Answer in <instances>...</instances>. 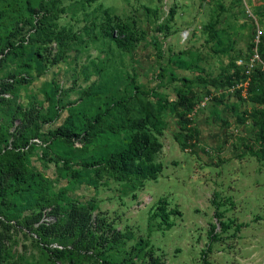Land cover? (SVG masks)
I'll return each instance as SVG.
<instances>
[{"label": "rangeland", "instance_id": "374dc122", "mask_svg": "<svg viewBox=\"0 0 264 264\" xmlns=\"http://www.w3.org/2000/svg\"><path fill=\"white\" fill-rule=\"evenodd\" d=\"M26 1L35 7L44 4L49 30L63 36L37 46L29 40L19 55L6 58L0 80L14 73L17 78L23 75L26 82L16 84L0 104L1 133L15 132L20 126L17 115L29 112L32 122L25 135L39 128L41 143L48 136L43 130L53 129L76 109L90 116L98 106L110 107L97 132L111 125H129L148 101L161 113L163 134L158 140L162 149L154 160L162 171L157 180L145 181L143 188L137 182L134 187L118 182L101 171L97 189H75L62 166L31 158L28 181L41 201L60 185L76 193L80 201L91 199L96 204L93 215L103 221L98 225L103 239H109L104 256L79 257L76 264H99L100 259L116 264H264V158L258 153L251 120H237L244 111H264V107L234 97L223 98L222 105L210 102L190 115L199 136L192 147L182 150L173 137L177 120L162 104L163 99H175L182 84L179 79L215 77L232 60L247 61L253 27L258 24L264 35V0H0V6H12L0 19L1 33L15 43L33 36L29 26L19 24L23 30L16 29L19 15H27ZM247 8L256 9L255 20L247 15ZM103 9L135 32L138 39L129 53L101 34ZM208 23L214 25L221 45L204 30ZM165 25L162 31L157 29ZM31 45L43 61L39 73L27 59ZM179 61L192 68H180ZM27 64L32 68L24 69ZM205 92L206 87L196 88L199 97ZM117 101L121 103L114 106ZM50 117L54 121L46 123ZM105 143L99 134L75 152L92 153ZM62 147L54 142L52 151L58 153ZM53 195L58 197L59 192ZM161 199L168 203V210L177 209L181 215L170 216L173 226L168 230L159 218H151ZM0 259L4 264H52L33 237L2 224Z\"/></svg>", "mask_w": 264, "mask_h": 264}, {"label": "trees", "instance_id": "16d2710c", "mask_svg": "<svg viewBox=\"0 0 264 264\" xmlns=\"http://www.w3.org/2000/svg\"><path fill=\"white\" fill-rule=\"evenodd\" d=\"M26 8L27 15H19L16 29L23 30V27H18L19 24L29 26L31 29L28 32H32L33 36L32 38L25 37L15 43L11 41V36L3 35L0 29V69L6 58L19 55L18 51L25 48L29 40L31 44L37 46L40 43L43 45L50 43L54 39L59 40L63 36L61 32L49 30L50 25L47 24L46 17L48 11L44 4L37 3L35 7L26 1ZM9 10H12L10 3L4 7L0 6V19ZM146 10L150 11L149 8ZM255 10L252 12L254 18ZM173 14L174 10L171 9L167 21H171ZM102 15L101 34L111 40L118 49L129 53L136 46L138 38L135 32L119 17L110 15L108 9H103ZM165 28L167 25L157 27L160 31ZM204 30L212 41L217 40V45H221L213 24L204 25ZM255 30L256 25L253 27L252 38ZM33 45L27 53V59L35 65V71L39 73L42 71L43 61L38 55L37 47ZM253 47L252 40V43L247 46L248 57L247 61H243L244 64L248 62ZM258 52L261 62L264 64V35L261 37ZM236 62V60H232L215 77L197 76L195 81L179 79L182 84L175 91V99L173 101L162 100L163 107L177 120L178 131L173 137L182 150L192 147L198 139L199 131L193 126L190 115L200 109L197 107L205 97L212 95L206 105L212 101L222 105L223 98L234 97L236 101L264 107V85L262 83L264 69L262 65H258L251 73L248 86L244 91L245 94L242 93L244 90L242 88L233 94L227 92L231 86L245 79L243 67L238 66ZM178 65L185 70L192 68L184 61H179ZM23 68L31 69L32 67L27 64L23 65ZM172 81H176L175 78ZM25 82L26 78L23 75L17 78L14 73L9 74L6 79L0 80L1 106L5 103V96L12 92L14 86L16 84L23 85ZM199 86L206 87L203 97H199L196 93V88ZM133 89L139 91L135 85H133ZM54 96L55 91L51 93L50 97ZM119 103L121 101L115 102L114 106ZM109 109V106L103 109L98 106L95 114L90 116L84 110L69 111L67 118L53 129L44 131L42 125L43 132L48 135L45 142L42 143L39 138L43 134L39 128L29 137L25 135L28 125L32 122L30 112L17 115L16 120L20 121V126L15 132L1 133L0 130V224L7 230L19 228L28 233L35 239L52 264H76L79 257H103L104 243L109 239L107 236L106 239H103V228L101 224L98 225L101 220L93 215L97 210L94 200L80 201L76 193L56 185L52 188V193H47L49 197L41 201L39 192L32 189L28 181L27 167L30 165L32 157H36L39 163L46 160L49 163H54L55 166H62L67 176L73 180L75 189H80L82 186H92L93 189H97V176L101 171L107 172L118 182L132 184L131 187H134L133 183L137 182L143 188L145 181L157 180L162 171V165L154 160L155 155L162 149L158 138L163 134V124L159 119L161 113L156 105L151 101L146 102L143 113L132 120L129 125H111L99 132L95 131L101 123V117L105 116ZM231 109L235 110L234 107ZM22 118L25 119V122L22 121ZM237 120L239 123L251 120L256 128L259 143L258 153L264 158V111L259 109H254L252 113L244 111L237 115ZM45 121L50 123L54 120L50 117ZM99 134L100 138L106 142L100 150L76 154V152H81L86 144L93 143ZM39 142L41 144L37 145ZM54 142L63 146V149L58 153L52 151ZM75 148L81 149L75 150ZM47 156H50V159ZM58 192L59 196L55 197L53 194ZM63 195L66 196V200L62 197ZM61 201L62 203H60ZM167 206L166 200H159L155 212L151 216L152 219L159 218L166 230L173 226L170 216H181L177 209L168 210ZM44 216L52 220L47 223L41 222ZM215 218H218L217 215ZM101 222L103 223V221ZM223 229L226 227L223 226ZM209 234L212 238L211 232ZM114 240L115 236L113 235ZM52 245L61 248H54ZM95 250L98 251V254H95ZM98 262L99 264H116L105 259H100ZM0 264H4L1 259Z\"/></svg>", "mask_w": 264, "mask_h": 264}, {"label": "built area", "instance_id": "2783aa9c", "mask_svg": "<svg viewBox=\"0 0 264 264\" xmlns=\"http://www.w3.org/2000/svg\"><path fill=\"white\" fill-rule=\"evenodd\" d=\"M247 15L252 18L253 20L254 17L252 15V12L247 8L246 10ZM263 36V31L259 28L258 24H256V30L254 33V37H253V44L254 47L252 49V54L250 55V58L248 60L247 63L244 64L242 59H239L236 64L240 67H243V74L245 75V79L237 84H235L234 86H231L228 89V93L229 94H233L236 90L239 89H244L242 93H244L246 87L248 86L249 83V79H250V75L253 72V70L258 66V65H262L264 68V64L261 62L260 56H259V52H258V46L260 44L261 41V37ZM245 94V93H244ZM212 98L211 96L205 97V99L200 103V105L197 107L198 108H202L204 107ZM52 219H50L49 217L44 216L43 219L41 220V222H50ZM52 247L54 248H61L58 247L57 245H52Z\"/></svg>", "mask_w": 264, "mask_h": 264}, {"label": "crops", "instance_id": "0c3cea01", "mask_svg": "<svg viewBox=\"0 0 264 264\" xmlns=\"http://www.w3.org/2000/svg\"><path fill=\"white\" fill-rule=\"evenodd\" d=\"M264 69V68H263Z\"/></svg>", "mask_w": 264, "mask_h": 264}]
</instances>
